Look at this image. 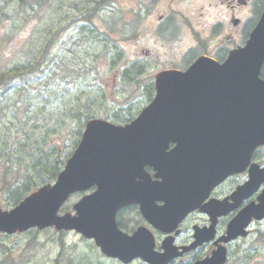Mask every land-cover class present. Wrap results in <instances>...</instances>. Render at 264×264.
Listing matches in <instances>:
<instances>
[{
    "label": "water",
    "instance_id": "95a60500",
    "mask_svg": "<svg viewBox=\"0 0 264 264\" xmlns=\"http://www.w3.org/2000/svg\"><path fill=\"white\" fill-rule=\"evenodd\" d=\"M263 65L264 12L244 47L231 51L224 63L199 58L185 72L158 73L155 98L130 124L89 121L53 186L10 211L0 209V233L74 230L109 257L164 264L167 260L153 256L150 236L142 230L132 237L121 233L115 214L137 204L147 220L170 216L176 199L186 201L200 185L212 188L235 169L238 151L264 142ZM147 166L160 182L149 179ZM92 186L97 190L73 206L75 215H57L71 193ZM154 200L164 205L154 209ZM228 233L232 238L237 232Z\"/></svg>",
    "mask_w": 264,
    "mask_h": 264
},
{
    "label": "trees",
    "instance_id": "16d2710c",
    "mask_svg": "<svg viewBox=\"0 0 264 264\" xmlns=\"http://www.w3.org/2000/svg\"><path fill=\"white\" fill-rule=\"evenodd\" d=\"M109 1L94 0L93 5L80 8L81 14L68 18L67 24L86 42L81 55L66 46L63 49L70 55L57 53L49 63L50 38L31 62L7 68L0 75V197L6 207L17 205L38 187L55 180L88 120L100 117L127 123L134 118L135 108L141 107L137 98L141 87H145L146 96L153 92L151 83L148 88L147 82L141 81V62L130 60L117 71L114 100L108 84L92 93L96 85L89 80V73L100 72L99 63L107 61V68L116 74L115 67L123 59L121 46L111 42L110 32L95 28L93 22L92 16Z\"/></svg>",
    "mask_w": 264,
    "mask_h": 264
},
{
    "label": "rangeland",
    "instance_id": "374dc122",
    "mask_svg": "<svg viewBox=\"0 0 264 264\" xmlns=\"http://www.w3.org/2000/svg\"><path fill=\"white\" fill-rule=\"evenodd\" d=\"M202 2L113 0L103 5L98 15L92 16L95 28L107 34L110 32L111 42L121 46L123 59L115 67L116 74L107 68V61L99 63L100 72L89 73V80L96 85L92 93L108 84L110 99L114 100L113 87L118 83L117 71L122 68L121 65L128 63L127 60L141 58V81H146L150 88V83L160 70L195 58L199 48H192L185 58L181 53L193 46L200 35L203 38L207 35V31H201L194 17ZM90 4L91 0H0V75L7 68L31 62L50 38L49 63L57 53L70 55L68 49H63L66 46H71L69 48L76 49V55H81L85 49L83 43L86 42L72 29V24L67 23L70 16L78 14L81 7ZM182 12L189 16L194 29L200 34H196L186 24ZM160 16L164 19L159 22ZM107 27L112 29L108 30ZM77 35L78 42L73 44ZM125 38L127 40H123ZM87 47L90 49L88 44ZM52 82L56 84L55 80ZM145 95L148 93L141 87V96L137 97L141 100V106L147 101ZM67 150L71 151L72 147H67ZM78 197H73L67 203L69 212ZM3 199L0 197V206L7 209ZM0 261L4 264H105L91 241L75 232H57L52 228L1 236Z\"/></svg>",
    "mask_w": 264,
    "mask_h": 264
},
{
    "label": "flooded vegetation",
    "instance_id": "af4514ba",
    "mask_svg": "<svg viewBox=\"0 0 264 264\" xmlns=\"http://www.w3.org/2000/svg\"><path fill=\"white\" fill-rule=\"evenodd\" d=\"M263 6L264 0H203L194 17L207 35L204 43L196 40L191 47L199 48L198 56L223 62L230 50L242 45ZM244 150L249 151H238L232 174L211 189L197 186L186 201L176 199L172 215L148 221L139 205L132 204L117 211V226L129 236L142 228L151 236L153 256L159 261L168 257L166 264H217L221 259L222 264H264V143ZM163 205L154 200L152 207ZM232 222L237 233L227 239ZM99 258L105 264H149L143 258L127 263Z\"/></svg>",
    "mask_w": 264,
    "mask_h": 264
}]
</instances>
